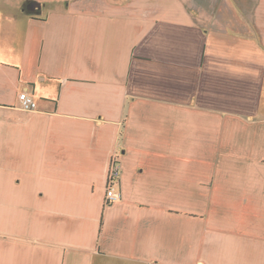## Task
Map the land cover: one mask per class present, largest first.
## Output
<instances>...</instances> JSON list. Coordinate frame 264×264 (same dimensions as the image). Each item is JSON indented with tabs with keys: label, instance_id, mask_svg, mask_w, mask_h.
Returning a JSON list of instances; mask_svg holds the SVG:
<instances>
[{
	"label": "crops",
	"instance_id": "obj_1",
	"mask_svg": "<svg viewBox=\"0 0 264 264\" xmlns=\"http://www.w3.org/2000/svg\"><path fill=\"white\" fill-rule=\"evenodd\" d=\"M1 3L0 264H264V0Z\"/></svg>",
	"mask_w": 264,
	"mask_h": 264
},
{
	"label": "built area",
	"instance_id": "obj_2",
	"mask_svg": "<svg viewBox=\"0 0 264 264\" xmlns=\"http://www.w3.org/2000/svg\"><path fill=\"white\" fill-rule=\"evenodd\" d=\"M19 107L22 110L31 111L36 109L37 104L34 98L27 92L21 91L18 95ZM121 172L120 162L118 156L114 154L113 158L110 160L108 166L107 180H106V190L105 197L106 201H115L120 197V193L115 190L114 181L118 179Z\"/></svg>",
	"mask_w": 264,
	"mask_h": 264
},
{
	"label": "rangeland",
	"instance_id": "obj_3",
	"mask_svg": "<svg viewBox=\"0 0 264 264\" xmlns=\"http://www.w3.org/2000/svg\"><path fill=\"white\" fill-rule=\"evenodd\" d=\"M1 1H2V3H1L2 5L15 4V6L18 7V8L16 7V10L19 11L20 10L19 8H24V6L28 0H1ZM37 1L42 3V7H41L42 9L40 11L39 10L37 11L40 14V13L46 12L49 9L48 7H50V6H54V5L55 6H61V5L63 6V5H65V2L75 3V2L81 1V0H37ZM118 1H120V0H118ZM122 1H125V0H122Z\"/></svg>",
	"mask_w": 264,
	"mask_h": 264
},
{
	"label": "water",
	"instance_id": "obj_4",
	"mask_svg": "<svg viewBox=\"0 0 264 264\" xmlns=\"http://www.w3.org/2000/svg\"><path fill=\"white\" fill-rule=\"evenodd\" d=\"M42 6V3L37 0H28L24 6V9L28 13H36Z\"/></svg>",
	"mask_w": 264,
	"mask_h": 264
}]
</instances>
